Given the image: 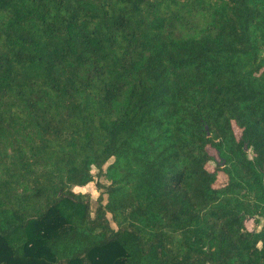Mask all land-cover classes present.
<instances>
[{
    "label": "trees",
    "instance_id": "1",
    "mask_svg": "<svg viewBox=\"0 0 264 264\" xmlns=\"http://www.w3.org/2000/svg\"><path fill=\"white\" fill-rule=\"evenodd\" d=\"M249 218L264 0H0V264H264Z\"/></svg>",
    "mask_w": 264,
    "mask_h": 264
},
{
    "label": "rangeland",
    "instance_id": "2",
    "mask_svg": "<svg viewBox=\"0 0 264 264\" xmlns=\"http://www.w3.org/2000/svg\"><path fill=\"white\" fill-rule=\"evenodd\" d=\"M207 21H208V18L207 17L204 18L203 22L205 23ZM235 129H236L237 134H239V131H240L239 128L236 127ZM207 167L210 170H213L215 168V164L213 162H210L207 165ZM92 173L95 175L94 181L88 183L84 187L83 186H74V190L77 192H88L90 194V196H91V211H92V214H94L95 209L98 206L99 197L102 196L104 202H105V198H106V194L105 193L103 194V192H105V188L102 186L100 187V185L98 187V183L99 184H105V183H108V180H106L103 176L98 175V170L96 167L92 168ZM224 182H225L224 176L221 175L216 183H217V185H222ZM108 216L110 217V214H108ZM263 221H264L263 218L260 219V224L257 225L253 219L249 218L246 220V226L249 229H259ZM112 225L115 226L114 223H112Z\"/></svg>",
    "mask_w": 264,
    "mask_h": 264
},
{
    "label": "crops",
    "instance_id": "3",
    "mask_svg": "<svg viewBox=\"0 0 264 264\" xmlns=\"http://www.w3.org/2000/svg\"><path fill=\"white\" fill-rule=\"evenodd\" d=\"M83 187H84V186H83ZM83 187H82V188H83Z\"/></svg>",
    "mask_w": 264,
    "mask_h": 264
}]
</instances>
